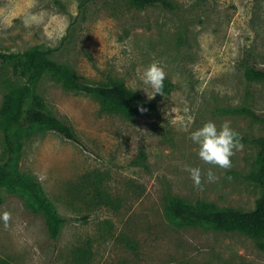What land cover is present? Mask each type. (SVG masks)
I'll use <instances>...</instances> for the list:
<instances>
[{
  "label": "rangeland",
  "instance_id": "374dc122",
  "mask_svg": "<svg viewBox=\"0 0 264 264\" xmlns=\"http://www.w3.org/2000/svg\"><path fill=\"white\" fill-rule=\"evenodd\" d=\"M142 8L125 0H0V51L39 47L88 84L121 81L144 99L153 61L173 89L153 113L107 111L92 95L66 89L50 74L36 94L47 112L69 123L82 146L45 129L23 132L18 170L39 181L63 219L51 239L40 214L19 191L0 188V261L8 264H264V251L241 232L174 220L168 201L209 202L251 210L259 190L257 138L264 125V81L245 65L264 69V0H168ZM164 81V82H165ZM24 83L0 61V105ZM229 121L242 151L224 170L203 162L190 135L206 122ZM0 130V163L4 160ZM185 166L199 167L202 188ZM211 169L217 178L208 182Z\"/></svg>",
  "mask_w": 264,
  "mask_h": 264
},
{
  "label": "trees",
  "instance_id": "16d2710c",
  "mask_svg": "<svg viewBox=\"0 0 264 264\" xmlns=\"http://www.w3.org/2000/svg\"><path fill=\"white\" fill-rule=\"evenodd\" d=\"M83 5L87 0H80ZM133 6L161 5L171 8L168 0H125ZM0 61L12 64L15 73L24 78V83L6 93L0 105V130L4 141V160L0 163V188L19 191L24 195L26 207L32 213L42 217L48 236L57 238L63 219L49 201L39 181L25 176L18 170L19 153L23 132L30 129H45L55 132L80 146L82 143L74 128L58 116L47 112L36 88L45 74H50L66 89L92 95L98 98L103 107L112 113L131 116L141 112L156 111L157 102L169 94L173 85L164 82L163 96L157 94L144 99L138 92L126 87L121 81L88 84L81 80L68 66L59 64L47 56V52L33 47L23 52L6 53L0 51ZM246 75L253 80L264 81V69L253 64L245 65ZM264 125V116L260 117L250 108L239 111ZM258 147L257 168L249 175V180L256 185L259 196L251 210L218 208L212 203L199 201L190 203L177 197L168 201L170 216L187 225H203L221 231H237L252 237L257 247L264 251V138L256 139ZM0 264H8L5 260Z\"/></svg>",
  "mask_w": 264,
  "mask_h": 264
},
{
  "label": "clouds",
  "instance_id": "9594fccd",
  "mask_svg": "<svg viewBox=\"0 0 264 264\" xmlns=\"http://www.w3.org/2000/svg\"><path fill=\"white\" fill-rule=\"evenodd\" d=\"M167 79L165 67L159 61L150 63L143 72V83L150 85L154 96H163L164 81ZM141 111L146 109L141 108ZM191 141L198 145L199 158L210 165L229 170L232 167V157L237 151H242V136L231 127L229 121H224L219 127L213 121L206 122L201 128L193 131L190 135ZM185 171L190 173L194 186L200 190L202 188V171L199 167L185 166ZM217 178L211 169L207 172L208 182H215ZM2 220L5 226L11 219L10 212H3Z\"/></svg>",
  "mask_w": 264,
  "mask_h": 264
}]
</instances>
